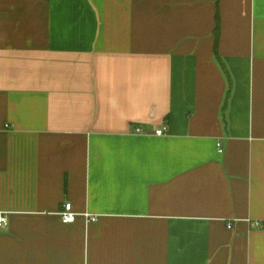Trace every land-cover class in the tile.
I'll list each match as a JSON object with an SVG mask.
<instances>
[{"label": "crops", "instance_id": "crops-1", "mask_svg": "<svg viewBox=\"0 0 264 264\" xmlns=\"http://www.w3.org/2000/svg\"><path fill=\"white\" fill-rule=\"evenodd\" d=\"M0 214V264H264V0H0Z\"/></svg>", "mask_w": 264, "mask_h": 264}, {"label": "built area", "instance_id": "built-area-1", "mask_svg": "<svg viewBox=\"0 0 264 264\" xmlns=\"http://www.w3.org/2000/svg\"><path fill=\"white\" fill-rule=\"evenodd\" d=\"M134 133L137 135L144 134V130H143V128L138 127V128L134 129ZM168 133H169L168 128L162 127V128L155 130L153 134L156 137H164V136L168 135ZM218 147H219V149H221L222 145L218 144ZM60 218L64 224H72L76 221L77 216L73 211L72 204L68 203V204L64 205L63 211L60 214ZM97 220H98V218L95 216L89 217L90 222H96ZM8 225H9L8 216L5 214H0V229H5L8 227ZM252 225L257 229H263L264 230V222L255 221V222H252ZM231 227L232 226H229V228H231Z\"/></svg>", "mask_w": 264, "mask_h": 264}, {"label": "trees", "instance_id": "trees-1", "mask_svg": "<svg viewBox=\"0 0 264 264\" xmlns=\"http://www.w3.org/2000/svg\"><path fill=\"white\" fill-rule=\"evenodd\" d=\"M218 32H219V28H217L216 30V37L218 38Z\"/></svg>", "mask_w": 264, "mask_h": 264}]
</instances>
